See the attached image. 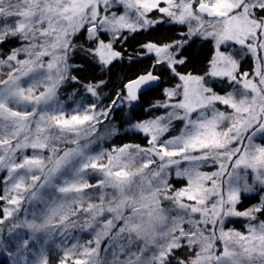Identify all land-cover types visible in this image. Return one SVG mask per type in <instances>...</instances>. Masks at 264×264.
Segmentation results:
<instances>
[{"label":"snow or ice","instance_id":"6c2138e0","mask_svg":"<svg viewBox=\"0 0 264 264\" xmlns=\"http://www.w3.org/2000/svg\"><path fill=\"white\" fill-rule=\"evenodd\" d=\"M86 63L100 75H80ZM121 67L134 74L102 104ZM125 109L143 143L91 150ZM258 137L264 0H0V254L12 264H264ZM25 203L34 218L20 223Z\"/></svg>","mask_w":264,"mask_h":264},{"label":"trees","instance_id":"16d2710c","mask_svg":"<svg viewBox=\"0 0 264 264\" xmlns=\"http://www.w3.org/2000/svg\"><path fill=\"white\" fill-rule=\"evenodd\" d=\"M208 51H209V49L207 46H205L203 49H201L199 47V44L195 45L192 49L193 53H197V52L207 53ZM82 58H83L82 52L78 53L76 56V59L81 60ZM251 63L252 62L250 60H245L242 63V70H243V68H247L248 70H250ZM205 64H206L205 56L200 55L199 57H194L193 62L188 65V69L193 70V71H199L205 66ZM134 70L135 69L130 70L128 67H121V68H117L114 70V75L112 76V80L109 83L108 87L105 89L106 94L102 96V99H101L102 104L108 103V94H111V92L114 90L113 86L115 84L120 83L121 79L123 77L133 75ZM80 75L91 78L93 76H99L100 73L93 71L92 67L86 63L84 65V69L80 72ZM159 96H160L159 92H152L150 94H146V95L141 96L138 104L140 106H143V108L142 109L138 108V110H137L138 115L136 118L137 119L147 118V113L143 109H147L149 107V105ZM127 112H128V109H125L123 112L117 111L115 113L114 117L111 119L110 126L119 129L118 134L111 136V140H109V142H111L110 144L112 146H119V145L126 144V143H132V144L143 143L142 138L137 136L136 134H134L132 131L128 130V126L126 124H124L125 113H127ZM106 125H109V121H105L104 125H102V126H106ZM122 125H123V127H122ZM125 132H127V134H125ZM251 203H254V201L245 198L242 200V203L238 207L245 208V207L249 206ZM234 224H235L234 227L236 229L242 228L240 226V223H234ZM0 264H9V262L5 259H1ZM53 264H55L54 258H53Z\"/></svg>","mask_w":264,"mask_h":264},{"label":"rangeland","instance_id":"374dc122","mask_svg":"<svg viewBox=\"0 0 264 264\" xmlns=\"http://www.w3.org/2000/svg\"><path fill=\"white\" fill-rule=\"evenodd\" d=\"M245 60H250V61L252 62V63H251V68H250V70H248L247 68H243V70H244V71L252 72L253 69H254V67H255V65H254V63H253L251 57H248V58H246ZM245 60H244V61H245ZM244 61H243V62H244ZM243 62H242V63H243ZM244 67H245V66H244ZM217 90H219V89H217ZM101 127H102V128H101ZM104 127H105V126H102V125L98 126V129H99L98 135H100V134L103 133V129H104ZM173 134H176V133H175V130H174ZM90 139L94 141L93 143L90 144V149H91V150H96V151H100V150H108V149H110L111 147H113V146L110 144L111 142H109V140H111V137L104 136L103 139H99V140H97L96 137H92V138H90ZM261 139H264V138H259V137H258V138H257V142H261ZM86 142H87V141H84V140L81 141L82 144H83V143H86ZM68 147H75V145H68ZM152 167H155V165H153ZM204 170H205V171H208V170H210V169H204ZM93 182H94V180H93ZM35 207H36V206L33 205L32 208L30 209V206H29L27 203H25V204L23 205V209H24V210H22L21 212H19L18 214H16V220H17V222L22 223L25 219H29V220H30V219H33V218H34V217H33V211L35 210ZM234 223H240V226H241L242 228H241V229H236V228L234 227V225H235ZM244 223H245V222H244L243 220L233 218V223H230V224L228 225V227H229V228H235L236 230H240V231H246V229L243 227ZM10 226H11L10 224H9V225H5V226H3V227H4V231H3L2 235H3L4 238H6V239H10V238H11V237L9 236V233H8V230H7ZM17 231H21V232H23V231H25V230H24V229H17ZM73 236H74L75 238H77V239L87 238V237H88V233H81V232H79V231H76V232H73ZM50 239H51V238H50ZM56 239L59 240L60 237L57 236ZM52 251H53V252L57 251V249L55 248L54 245H53ZM1 259H5V260H7V261L9 262V264H12L11 257L8 255L7 252H3V254H0V260H1ZM54 263H55V261H54Z\"/></svg>","mask_w":264,"mask_h":264}]
</instances>
